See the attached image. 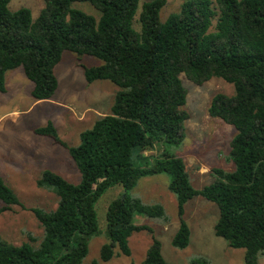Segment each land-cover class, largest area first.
Wrapping results in <instances>:
<instances>
[{"label": "trees", "instance_id": "trees-1", "mask_svg": "<svg viewBox=\"0 0 264 264\" xmlns=\"http://www.w3.org/2000/svg\"><path fill=\"white\" fill-rule=\"evenodd\" d=\"M10 1L0 0L1 92L7 91V72L22 66L34 84L32 97L50 99L58 87L55 66L65 50L101 59L83 66L87 81L110 80L118 89L110 111L80 132L77 145L61 138L51 120L34 128L68 150L81 180L42 171L37 186L54 192L58 204L50 210L30 208L43 228L38 245L15 244L0 233V264H87L91 238L99 233L96 203L116 184L126 191L108 205L109 241L101 260H111L117 247L130 256L129 238L145 230L152 242L140 264H171L154 229L135 220L142 214L170 223L165 207L130 192L142 177L159 173L171 175L168 188L178 201L175 248L189 245L185 205L201 195L218 206L216 235L244 248L245 264H259L264 255V0H216L215 7L212 0H185L165 21L160 12L166 0L144 1L140 29L134 25L140 0H44L36 19L28 7L10 9ZM74 1L90 2L100 16L74 8ZM182 74L196 84L221 77L234 85L233 94L218 92L209 106L211 116L237 129L229 153L234 168L214 167L213 182L202 188L193 185L183 158L165 149L155 157L147 153L160 142L179 144L186 137L188 91ZM135 149L148 163H132ZM0 201V213L15 205L27 208L1 175ZM190 264L211 261L197 256Z\"/></svg>", "mask_w": 264, "mask_h": 264}, {"label": "rangeland", "instance_id": "rangeland-1", "mask_svg": "<svg viewBox=\"0 0 264 264\" xmlns=\"http://www.w3.org/2000/svg\"><path fill=\"white\" fill-rule=\"evenodd\" d=\"M144 1L149 0H140L134 21L137 29H140L139 12ZM184 1L166 0L160 19L165 21L171 13L179 10ZM212 1L215 7L216 0ZM72 6L96 17L100 16V11L90 2L74 1ZM9 7L12 10L28 7L33 19H36L44 7V0H11ZM216 21L217 16H214L213 28ZM101 62V59L93 55L78 56L65 50L61 61L55 66L57 90L46 100L36 101L32 97L34 84L22 66L8 74L7 91H0V175L27 208L15 205L12 210L0 213V233L15 244L32 242L38 245L43 228L30 208L38 206L50 210L58 204L54 192L37 186V179L43 170L51 169L73 183L81 180V172L68 150L55 144L51 138L36 134L34 128L51 120L60 137L69 145L79 144L80 132L90 128L99 114L110 111L118 89L110 80L87 81L83 66L98 65ZM181 79L188 91L185 105L189 113L186 137L179 144L160 142L147 153L155 157L165 149L183 158L193 185L202 188L213 182L214 167L226 170L234 168L229 153L230 141L237 129L209 113L213 96L218 92L233 94L234 85L221 77H213L202 84L192 82L185 74L181 75ZM145 156L135 149L131 161L135 165L146 164L149 159ZM171 179L168 173L144 176L130 190L146 203L162 204L170 216V223L142 214L135 219L137 223H146L154 229L155 236L162 243L165 259L171 264H190L192 258L205 256L211 264H245V249L233 248L225 239L216 235L214 225L219 215L218 206L201 195L185 205V218L191 229L189 245L184 249L172 245V238L180 222L177 198L168 188ZM125 191L122 184H116L98 199L96 210L99 233L91 238L85 259L87 264H94L95 261H98L97 264H140L144 260L152 242V234L145 230L135 232L129 238L132 251L130 256L120 254L117 247V254L111 260L103 261L100 258L102 246L109 241L106 220L108 205ZM30 236L38 240L33 242ZM259 264H264V255Z\"/></svg>", "mask_w": 264, "mask_h": 264}, {"label": "crops", "instance_id": "crops-1", "mask_svg": "<svg viewBox=\"0 0 264 264\" xmlns=\"http://www.w3.org/2000/svg\"><path fill=\"white\" fill-rule=\"evenodd\" d=\"M14 70H10V71H14ZM10 71L7 72V75H6V83L8 82V79L7 78H8V74H9Z\"/></svg>", "mask_w": 264, "mask_h": 264}]
</instances>
